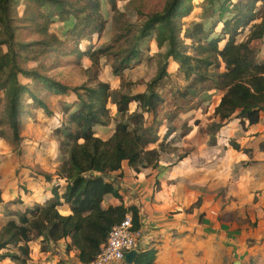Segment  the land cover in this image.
<instances>
[{
	"label": "trees",
	"instance_id": "trees-1",
	"mask_svg": "<svg viewBox=\"0 0 264 264\" xmlns=\"http://www.w3.org/2000/svg\"><path fill=\"white\" fill-rule=\"evenodd\" d=\"M117 1L24 0V23L39 40L22 45L14 41L11 24L17 0H0V92L4 93V101L0 98V127L7 126L17 139L19 118L30 114L27 108L51 115L48 104L28 84H21L19 76L39 83L49 94L75 96L72 110L64 111L62 131L56 130L64 159L55 171V179L44 176L47 183H52L51 197L44 204L26 206L10 214L0 228V263L27 264L32 243L39 241L45 252L48 246L69 239L66 249H75L80 264H85L95 258L111 229L126 214L131 215L133 230L138 231L137 207L123 205L119 189L106 175L116 172L121 178L123 162L135 172L155 166L165 151L164 145L180 125L182 137L190 134L189 126L179 121L176 127L174 121L193 109L191 103L200 95L221 93L212 116L217 122L208 127L213 132L232 118L242 127L254 126L264 114V59L258 58L253 47L264 37V0H202V20L187 24L183 20L193 10L191 0H168L162 11L149 16L137 32L131 25L125 26L120 36L127 47L117 51L108 45L96 50L78 48L81 41H91L93 35L100 36L105 29L104 2L118 13ZM54 17L74 20L65 35L76 40L70 54L88 58L92 67L97 66L99 58L110 55L116 75L131 62L139 61L140 43L153 35L156 46L164 53L145 91L124 94L97 80L93 86L69 88L34 68H23L20 63L24 58L15 48L32 52L39 47L44 53L62 49L64 41L48 30ZM23 94L25 102L21 100ZM132 105L136 110H131ZM110 106L118 118L110 113ZM163 109L167 110L159 119ZM113 123L107 136L96 134L97 127ZM163 124L165 131L160 136ZM3 133L0 131V137ZM210 137L209 146H213L215 140ZM233 149L239 147L234 144ZM107 195L121 203L104 208ZM66 209L70 213L63 215ZM139 248L131 264H155L157 250Z\"/></svg>",
	"mask_w": 264,
	"mask_h": 264
},
{
	"label": "rangeland",
	"instance_id": "rangeland-1",
	"mask_svg": "<svg viewBox=\"0 0 264 264\" xmlns=\"http://www.w3.org/2000/svg\"><path fill=\"white\" fill-rule=\"evenodd\" d=\"M167 2L118 0V13H113L104 2L105 29L100 36L93 35L91 41H81L78 48L96 50L108 45L115 46L114 51H117L127 47L120 36L125 26L129 24L137 32L147 18L161 12ZM191 3L193 10L183 20L185 24L203 18L202 0H191ZM24 10V0H17V5L12 8L11 24L15 29L14 41L28 45L38 41L39 37L26 28ZM72 24V18L63 21L54 17L48 28L50 33L64 41L61 50L67 54L65 56L61 50L44 53L39 47L33 48L32 52L15 48L24 58L20 63L23 68H34L69 88L93 86L92 82L97 80L124 94L145 91L164 53V49L156 46L153 35L140 43L139 61L131 62L116 75L113 71L114 59L110 55L99 58L97 66L92 67L88 58H76L70 54L76 47V40L65 35ZM1 33L0 29V38ZM253 47L258 51V58L264 59V54L261 55L264 47L256 41ZM19 81L28 84L27 87L48 104L51 115L27 108L30 114L19 118L17 139L7 126L0 127V131L4 132L0 137V228L14 210L22 208L21 204L46 198L44 176L53 179L57 165L64 159L56 130L62 131L64 111L72 110L75 98L72 93L63 96L49 94L39 83H32L22 76H19ZM25 97L23 94L22 102L26 101ZM0 98L4 101L3 92H0ZM219 98L218 91L200 95L191 103L193 109L174 121L176 127L181 122L193 132L184 139L180 125L164 145L165 151L160 154L156 165L147 171L146 177H150L148 183L152 186L151 196L147 199L153 208L151 215L156 216L159 223L165 214L170 219L182 220L190 227L189 234L195 239L190 264H264V114L254 127H242L232 118L213 132L208 127L217 122L212 116ZM131 110H136L135 105L131 106ZM166 110L159 113V119ZM110 113L118 118L112 106ZM113 127L114 123L97 127L96 134L107 136ZM164 131L163 124L159 135L162 136ZM210 136L215 140L212 147L208 142ZM234 144L239 147L238 150L233 149ZM123 192V198H128L126 191ZM149 212L150 209L146 211ZM138 244L139 249L149 245L140 241ZM42 247L39 241L31 244L27 264H80L78 252L65 249L62 243L48 246L45 252ZM0 264L15 263L5 261Z\"/></svg>",
	"mask_w": 264,
	"mask_h": 264
},
{
	"label": "crops",
	"instance_id": "crops-1",
	"mask_svg": "<svg viewBox=\"0 0 264 264\" xmlns=\"http://www.w3.org/2000/svg\"><path fill=\"white\" fill-rule=\"evenodd\" d=\"M258 42L260 43V47L262 46L264 47V37L261 41H256V43ZM262 54H264V48L261 49V55ZM211 92H215V91H211ZM254 126H246L245 128L248 127L251 128ZM192 132L193 131L191 130L190 134L185 136L184 139L190 137L192 135ZM100 137H104V136H100ZM59 150H60V146H59ZM60 163L57 166H59ZM149 169L150 168H145V169H141L139 172H135L131 167L127 165L126 162H123L120 171L122 173V177L118 178L117 177L118 173L115 172V173H110L108 176H106V179L115 183V186L119 189V193L122 196V203L125 207L128 206L137 207L140 216L139 230L141 231V236H142L141 237L142 241L140 240V242H143V244H149L148 247H152L157 250L155 264H190V253H191L192 243L195 242V239H193V237H191V235L189 234L190 227L186 226V224H184L182 220L180 219L178 220L176 218H174L175 220L170 219L169 217H166L165 214H163L161 218V222L159 223L156 219V216L152 217L151 215L153 213L152 212L153 208L152 205H150L149 201L147 200L152 193L151 190L152 186L149 185L150 177H146L148 175L147 171ZM55 178L56 177L54 176L53 179ZM60 183L63 182L60 181ZM46 184H47L46 185L47 193L45 194L46 198L43 197L39 201L35 200L33 203L26 205L21 204L22 208L26 206H32L33 204H44L45 202H48V200L51 197L50 189L52 183L46 182ZM124 190L129 196L128 198H123ZM120 203L121 202L115 199L113 196L107 195L104 197L103 207L107 208L109 206H117ZM22 208H18L19 210H14V212L21 211ZM148 209H150V212L146 213ZM61 213L63 215H68L70 211L66 209ZM145 213L146 215L149 216L150 218L149 220L146 219L147 217L145 216ZM60 243L64 244V247L66 249V246L70 244V240L66 239L59 241L56 245H59Z\"/></svg>",
	"mask_w": 264,
	"mask_h": 264
},
{
	"label": "built area",
	"instance_id": "built-area-1",
	"mask_svg": "<svg viewBox=\"0 0 264 264\" xmlns=\"http://www.w3.org/2000/svg\"><path fill=\"white\" fill-rule=\"evenodd\" d=\"M141 237L140 230H133L131 215L126 214L124 219L111 229L95 258L85 264H124L125 254L137 251Z\"/></svg>",
	"mask_w": 264,
	"mask_h": 264
},
{
	"label": "water",
	"instance_id": "water-1",
	"mask_svg": "<svg viewBox=\"0 0 264 264\" xmlns=\"http://www.w3.org/2000/svg\"><path fill=\"white\" fill-rule=\"evenodd\" d=\"M136 256H137V252L136 251H131V252L126 253L125 254V263L126 264H131Z\"/></svg>",
	"mask_w": 264,
	"mask_h": 264
}]
</instances>
